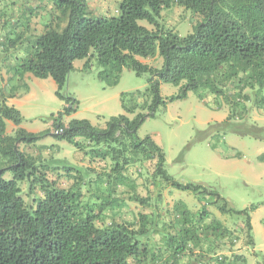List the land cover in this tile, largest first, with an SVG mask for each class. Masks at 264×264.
Instances as JSON below:
<instances>
[{
    "label": "trees",
    "instance_id": "obj_1",
    "mask_svg": "<svg viewBox=\"0 0 264 264\" xmlns=\"http://www.w3.org/2000/svg\"><path fill=\"white\" fill-rule=\"evenodd\" d=\"M48 1L58 15L43 24V31L33 37L27 50L23 47L24 31H9L5 37L6 46L25 51V56L9 69L10 88L0 87V264H140L147 260L153 264H192V258H200L201 264H210L211 260L217 264H244L242 256L228 262L226 257L214 258L218 244L205 249L201 241L214 236L218 243L223 239L234 246L238 240L213 216V207L222 215L244 218L247 242L253 244L250 211L255 208L234 211L224 198L204 185L176 182L166 170L162 147L150 136L140 139L137 135L145 115L139 114L133 120L125 114L112 117L104 128L92 126L87 120H73L67 127L59 124L56 139L73 145L89 163H105L103 170L96 172L64 159H44L20 150L22 144L36 147L45 133L20 128V112L8 101L20 92L29 93L25 76L31 74L53 79L59 98L71 103L62 92L74 62L94 56L102 68L98 78L110 85L118 84L124 68L138 76L149 74L150 88L145 92L121 95L128 114L145 108L154 113L164 104L161 83L180 88L172 101L184 99L190 92L198 93L202 100L200 90L204 87L229 97L227 85L237 81V88L246 82L263 93L264 0H121L119 17L90 13L88 0ZM174 6L193 11L199 19L193 33L184 38L173 29L161 28L158 22L162 12ZM0 17H6L5 10ZM25 19L28 29L30 19ZM56 20L65 26H55ZM21 21L17 22V30ZM139 21H147L156 29L148 30ZM10 22L8 17L5 23ZM157 54L163 59L161 69L137 59H151ZM218 77L222 78L220 88L216 87ZM73 110L74 105L66 112ZM8 122L17 127L14 135L7 134ZM134 166L148 169L154 198L138 195L137 180L143 175L138 172L133 178L130 169ZM7 173L12 179L5 178ZM62 176L72 180L68 189L58 184ZM168 187L197 195L199 211L194 213L179 201L169 213L173 220L163 221L168 211L161 208L162 191ZM207 196L214 197L209 206ZM128 201L152 209L151 214L118 222ZM155 235L160 236L154 245L157 253L150 250L151 239L142 241ZM176 239L180 242L175 247ZM189 243L190 256L186 253ZM185 257L188 260L181 263Z\"/></svg>",
    "mask_w": 264,
    "mask_h": 264
},
{
    "label": "rangeland",
    "instance_id": "obj_2",
    "mask_svg": "<svg viewBox=\"0 0 264 264\" xmlns=\"http://www.w3.org/2000/svg\"><path fill=\"white\" fill-rule=\"evenodd\" d=\"M121 0H88L90 13L96 16L119 17V4ZM30 9L33 13L30 14ZM6 12V17H0V87L8 90L11 86V73L9 69L15 65L19 57L25 56V51L16 50L6 46L5 37L9 31L24 33V49L27 50L33 43L34 36L43 31V24L49 23L58 14L54 11L53 4L39 0H0V12ZM13 23L8 25L5 20ZM30 19L27 29V19ZM6 18V19H5ZM22 20V21H21ZM198 16L191 10L179 6L166 9L158 20L161 28L173 29L181 38L193 33ZM20 22L19 30L16 26ZM61 28L64 22L56 20L53 23ZM138 24L148 30L156 27L147 21ZM14 25V27H12ZM26 28V30H24ZM16 29V30H15ZM140 62L161 69L163 59L156 55L151 59L137 58ZM88 61V66H86ZM102 68L97 63L96 56L89 59L77 60L70 72L63 94L71 100H66L57 95L58 87L53 79H39L31 74L25 76V83L29 93L20 92L16 98L8 101L9 106L15 107L22 117L20 128L27 132L45 136L40 139L36 147L28 148L20 145V150L29 152L44 159L67 160L72 165L85 167L90 171H102L105 163L96 160L89 163L87 157L79 152L73 145L54 137L61 123L67 127L73 120H87L92 126L104 128L112 118L125 114L131 120L139 114L145 115V121L138 130V137L145 139L152 137L162 147L165 153L166 170L173 179L180 184L204 185L209 191L218 193L224 198L228 207L234 211H250L252 223L253 244L248 243V236L244 229L245 219L235 215H222L215 208L210 207L213 216L218 218L230 231H233L238 240L234 246L227 240L216 241L214 236L202 239L203 248L215 246L214 258L226 257L227 262L234 256L245 258L244 264H264V92L259 93L257 86L252 89L246 82L237 88V82L227 85L228 96L215 93L211 88L204 87L200 90L202 100L198 93L190 92L184 99L171 100L180 94V88L172 84L161 83L160 96L164 104H160L154 113L149 108L138 109L133 114H128L122 107L121 95L145 92L150 88L149 74L138 76L134 71L124 68L119 74L117 85H110L98 78ZM221 77L217 79L216 87L220 88ZM238 85V84H237ZM246 86V87H244ZM152 103L150 97L149 104ZM74 105V110H66ZM17 127L11 122L7 123V134L14 135ZM47 147L46 150H39ZM146 168L134 166L130 169L133 178L141 172L138 178L137 193L141 197L154 198V186L151 185V176ZM152 170H150L151 172ZM6 179H12V174L7 173ZM61 188L68 189L73 183L66 176L58 182ZM123 191L124 189L121 188ZM162 210L168 211L163 221L173 220L170 211L176 202L183 201L188 208L196 213L201 208L197 195L181 192L173 188L162 191ZM201 197V194L198 195ZM214 197L207 196L205 201L209 206ZM152 209L143 207L136 202H127L126 208L117 218L118 222H131L140 214L150 215ZM151 239L152 251L157 248L160 236L143 238L142 241ZM176 239L174 246H179ZM169 245V242L167 243ZM191 243L186 248L190 256ZM157 253V250H154ZM195 253H198L196 251ZM202 254L201 252L198 253ZM188 257L182 258L185 263ZM192 264H201L200 258H192ZM201 262V263H200ZM153 264L147 260L145 263ZM210 264H217L211 260Z\"/></svg>",
    "mask_w": 264,
    "mask_h": 264
},
{
    "label": "crops",
    "instance_id": "obj_3",
    "mask_svg": "<svg viewBox=\"0 0 264 264\" xmlns=\"http://www.w3.org/2000/svg\"><path fill=\"white\" fill-rule=\"evenodd\" d=\"M28 75V74H27ZM27 75H26V77H27ZM11 101V100H10Z\"/></svg>",
    "mask_w": 264,
    "mask_h": 264
}]
</instances>
